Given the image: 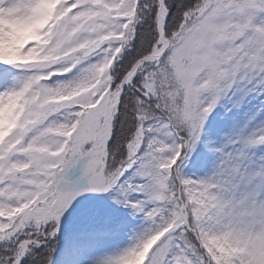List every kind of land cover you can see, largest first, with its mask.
<instances>
[{"label":"snow or ice","instance_id":"obj_1","mask_svg":"<svg viewBox=\"0 0 264 264\" xmlns=\"http://www.w3.org/2000/svg\"><path fill=\"white\" fill-rule=\"evenodd\" d=\"M0 264H264V0H0Z\"/></svg>","mask_w":264,"mask_h":264}]
</instances>
